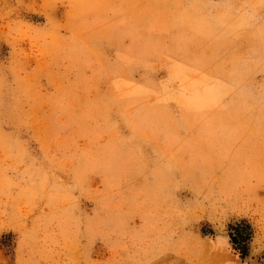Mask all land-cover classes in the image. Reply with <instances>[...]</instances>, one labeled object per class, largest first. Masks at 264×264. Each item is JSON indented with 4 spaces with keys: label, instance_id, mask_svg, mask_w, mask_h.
Returning <instances> with one entry per match:
<instances>
[{
    "label": "rangeland",
    "instance_id": "rangeland-1",
    "mask_svg": "<svg viewBox=\"0 0 264 264\" xmlns=\"http://www.w3.org/2000/svg\"><path fill=\"white\" fill-rule=\"evenodd\" d=\"M0 264H264V0H0Z\"/></svg>",
    "mask_w": 264,
    "mask_h": 264
},
{
    "label": "trees",
    "instance_id": "trees-1",
    "mask_svg": "<svg viewBox=\"0 0 264 264\" xmlns=\"http://www.w3.org/2000/svg\"><path fill=\"white\" fill-rule=\"evenodd\" d=\"M229 238L231 243L239 250L244 257L247 254L246 244L251 238L250 227L245 223H240L230 227Z\"/></svg>",
    "mask_w": 264,
    "mask_h": 264
}]
</instances>
